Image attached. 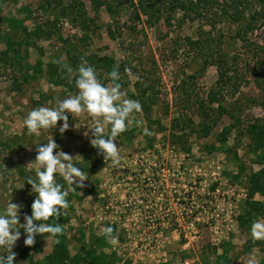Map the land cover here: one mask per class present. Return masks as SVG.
Instances as JSON below:
<instances>
[{
    "label": "rangeland",
    "instance_id": "rangeland-1",
    "mask_svg": "<svg viewBox=\"0 0 264 264\" xmlns=\"http://www.w3.org/2000/svg\"><path fill=\"white\" fill-rule=\"evenodd\" d=\"M79 1L83 2L86 17L96 28L85 29L72 15L61 14L68 2L74 5ZM140 1L119 0L120 5L114 4L115 0H107L113 10L111 12L106 6L94 11L89 0H63L60 4L57 0L3 2L0 7V51L6 49L3 36L9 35L15 42L28 39L35 27L40 28V33L37 37L30 35L33 46L22 44L15 64L9 68L0 65V211L10 200L22 205L18 212L19 223H23L24 215H29L25 207L28 201H33L35 194L31 192V186L23 184L18 168L35 173L36 166L30 163L35 161L36 144L46 143L52 136L62 152L77 156L75 166L87 174L83 187L76 190L75 182L69 186L61 175L54 174L62 190L71 196L66 209L68 220L63 225L70 255L78 253L82 244L86 247L91 245L93 237L102 233L104 224L113 222L117 226L118 240L115 243L108 241L103 250L107 253L113 250L121 258L150 264L164 251L168 257L166 264H182L184 260H190L191 264H212L216 253L228 248L231 264H264V249L254 247L247 253L243 251L246 236L238 229L235 220L228 225L217 223L216 228L213 224L195 225L193 239L194 233L184 228L185 225L170 228L166 230L168 238L159 251L153 249L155 238L147 239L159 225L140 223L144 216L155 215V210L141 208V192L135 188L140 171L154 166L149 163L168 169H190L196 185H203L206 181L210 192L219 188L218 196L211 200L224 204V213L231 211L229 205L234 207L235 214L240 213L248 176L261 168L242 129L247 122L262 117L259 103L264 99V88L256 87L251 69L254 63L251 50L235 35L245 25L246 14L234 21L216 6L200 10L199 15L179 11L170 13L162 7L160 13L148 16L142 12ZM134 9H138V20L133 17ZM3 18L20 21L26 33H12ZM85 35L88 38L83 40ZM207 37L212 39L211 47L204 42ZM186 38L203 40L211 49L210 59L220 57L225 63L222 68L229 77L217 99L234 115L218 118L207 135L202 134L201 115L195 100H205L208 91L216 89L218 72L215 65H209L198 74L207 50L191 48L185 43ZM245 39L264 45V26L257 25ZM81 51L110 56L117 65L124 67L121 91L127 98L138 100L141 87L148 85L151 88L147 93L155 99L149 115L142 111L131 114L125 131L115 137L120 156L116 164L90 144L94 120L87 112L72 116L66 113L69 128L63 133L59 132L60 121L55 128L41 129L39 134H28L23 124L24 117L32 108L54 107L57 99L66 98L62 88L50 83L45 74L46 66L56 63L69 65L70 57ZM38 63L42 73L35 74L33 78L35 72L32 67ZM191 75H196L192 85L187 79ZM181 80L189 85L186 86L189 101L178 90ZM76 92L75 88L71 94ZM235 116L239 118L238 124L234 122ZM177 117L183 122L179 128L172 124ZM103 127L107 136L110 124L104 123ZM145 127L151 131V136L143 133ZM226 127L230 128V133L220 142L218 134ZM179 135L187 150L175 143V137ZM161 157L164 159L160 162L164 165H158L156 161ZM254 199L264 204V194H256ZM229 216L235 219L233 214ZM257 221L264 222V213ZM144 226L147 232L138 239L133 234L139 233ZM185 232L188 239L183 236ZM23 240L21 232L12 247L16 254L23 247ZM54 241L50 236L44 239L41 251L33 254L36 263L40 264L50 253ZM14 259L22 264L17 255Z\"/></svg>",
    "mask_w": 264,
    "mask_h": 264
},
{
    "label": "trees",
    "instance_id": "trees-1",
    "mask_svg": "<svg viewBox=\"0 0 264 264\" xmlns=\"http://www.w3.org/2000/svg\"><path fill=\"white\" fill-rule=\"evenodd\" d=\"M5 0H0V7ZM116 3H120L119 0H115ZM142 0L140 1V7L144 14L148 16H154L155 14L160 13L162 7L168 9L171 12H182V14H187L193 12L196 15L200 14V10L204 8H210L216 6L220 8L222 14L230 15V17L236 21L242 18L245 14L246 23L243 28L235 33L236 37L242 40L245 43V46H248L252 52V58L254 63L252 66V73L255 75V84L258 88H264V45H258L251 43L246 40L245 37L249 32H253L257 25L264 26V0ZM48 2V0H46ZM63 0H57V3H61ZM91 7L94 11H98L102 6H106L108 11H113L111 5L107 3V0H89ZM131 4V1H129ZM70 4V5H69ZM121 5V3H120ZM68 9H71L70 11ZM138 9H134L133 17L138 20L139 15L137 12ZM1 11V8H0ZM61 14L67 16L68 14L73 16L74 20H79L83 25V28H96L93 21L86 17V12L84 9L83 2H75L72 5V2H68L61 10ZM8 29L18 34L19 32L26 33L24 27L20 26V21H16L11 18L2 19ZM40 33V28L35 27L33 32L30 35L37 37ZM28 35V39L24 41H12L9 35L3 36L5 39L6 49L0 51V65L5 67H10L15 64V61L20 57V48L22 44H25L26 47L33 46V39H29L31 36ZM87 39V35L84 36V39ZM212 39L207 37L204 42L211 44ZM185 43L191 48L203 49L206 48L207 52L202 59V67L198 74L202 73L203 70L209 65H215L218 72L217 81L215 84L216 89L208 91L205 100L197 99L195 100V106L199 108V113L201 115V131L203 135H207L213 125L216 123L217 119L223 115H229L233 117L234 114L229 113L228 109L222 105L221 102L217 99L218 96H221V93L225 89L229 77L226 75V72L223 70L224 61L217 57V59L212 60L211 47H207L203 40H191L189 38L185 39ZM252 47L253 49H251ZM82 58L87 60L88 64L93 66L96 71L98 79L102 83H108L109 78L107 73L112 70L114 66L118 68L120 72V83L121 87L123 86L125 69L122 66H119L115 63L114 59L110 56H101L95 53L90 52H76L70 57V64L65 65L62 63L49 64L46 66L45 74L49 77V81L54 86L60 87L63 89L64 97H67L69 94L73 93L75 90V75L76 68L81 63ZM35 72L32 77H35V74L42 73L40 64L38 63L36 67H32ZM196 78V75H191L187 77L188 81H191L189 84H193V80ZM185 80H181L178 85V90L185 96V100L189 101L188 91L186 89ZM189 86V85H188ZM151 87L146 85L142 86L141 97L138 101L141 104V111L145 115H149L151 107L155 104V99L152 95H149L148 89ZM213 105H216L215 107ZM213 106V107H212ZM259 106L262 109V117L256 118L250 122H247L242 129L246 134L248 139L251 142V151L256 154L258 158V164L260 169L256 172L250 173L248 176V186L246 188V197L243 200V205L241 207L240 213L235 217V221L239 230L243 231L246 239L243 243V251L249 252L251 248L258 247L264 249V238H259L252 235V224L256 222L264 213V204L260 201L254 199L256 194H264V99L260 101ZM214 116V119H212ZM234 122L237 124L240 122L239 118L235 116ZM233 122V123H234ZM183 123L182 120L177 117L173 120V125L179 128V125ZM173 128V126H172ZM162 130V128L160 127ZM230 133V128H224L219 134V141L223 142L226 136ZM175 143L180 145V148L185 149L183 138L181 135L176 136ZM242 167H240V171ZM18 175L21 178L24 185L30 187L26 183V178L31 176L35 179L34 172H25L23 168H18ZM71 196L67 194L66 199L69 201ZM32 202L28 201L26 207L31 213L30 205ZM64 214L58 216L56 223L64 225L68 220L66 209L63 210ZM49 217V222L51 221ZM111 225L113 228V234L117 235V226L115 223H105L103 227ZM23 233V229L20 230ZM24 234V233H23ZM50 236L48 233L35 236V242L31 246H25L17 252V260L22 261V264H38L33 259L34 253H39L41 251V245L46 237ZM55 241L52 245L51 251L49 254L43 257L40 264H133L131 260L127 258H121L118 254L110 250L108 253L103 250V248L108 244V240L105 238L103 232L93 237L91 245L85 246L81 245L78 253L70 255L66 235L63 227L62 233L58 234L55 237H52ZM83 239V236H82ZM226 246H228L226 244ZM225 247V246H224ZM229 249L223 248L221 253H216L214 257V262L212 264H231L232 258L229 255ZM14 264H18L16 259H14Z\"/></svg>",
    "mask_w": 264,
    "mask_h": 264
},
{
    "label": "clouds",
    "instance_id": "clouds-1",
    "mask_svg": "<svg viewBox=\"0 0 264 264\" xmlns=\"http://www.w3.org/2000/svg\"><path fill=\"white\" fill-rule=\"evenodd\" d=\"M75 71L77 92L64 99H57L54 107L32 108L24 117L23 124L28 134H39L41 129L55 128L57 121H60L59 132L63 133L69 128L66 113L72 116L87 112L94 120L90 144L102 153L103 157H108L116 164L120 156L114 143L115 137L125 131L130 115L141 111V104L138 100L127 98L121 91L120 72L116 66L107 73V84L98 79L93 66L83 58ZM104 123L110 124L107 136L104 135ZM143 133L152 135L146 127ZM36 145L35 161L30 163L36 166L35 179L31 176L26 178L31 192L35 194L30 205V215H24L23 223H19L18 212L22 205L11 203L10 200L0 211V250H3V254H0V264H14L16 253L12 251V247L21 236V228L25 246L33 245L36 235L48 233L51 238L62 233L63 225L56 223V219L69 207V201L66 199L68 193L56 182L54 174L61 175L69 186H73L75 182L74 190L83 187V182L87 179V174L75 166L77 156L62 152L52 136L46 143ZM49 217L52 218L50 222ZM251 230L253 236H264V222H253ZM102 232L108 241L117 242L118 237L113 234L111 225L103 227Z\"/></svg>",
    "mask_w": 264,
    "mask_h": 264
},
{
    "label": "built area",
    "instance_id": "built-area-1",
    "mask_svg": "<svg viewBox=\"0 0 264 264\" xmlns=\"http://www.w3.org/2000/svg\"><path fill=\"white\" fill-rule=\"evenodd\" d=\"M163 159V157L160 159L156 158V161L159 162L158 165H164L160 162ZM149 164L154 166L139 170L141 173L139 174L140 177L137 178L139 183L135 190L141 192L139 197L141 198L139 203L143 204L141 208L155 210V215L144 216L140 223H155L159 225V228H156L157 230L152 236H147L149 240L155 238L153 249L156 251H159L163 246L161 244H165L164 241L168 238L166 230L170 228L185 225L184 228L192 231L195 225L198 224H213L214 228H216L217 223H226L228 225L235 220L229 216V214H233L234 217L238 215V213H234L232 205H229V210L231 211L224 213L222 209L224 204L218 203L217 200H211L218 196V187L215 188L214 192H210V187H208L206 181H204L203 185L200 183L196 185L195 181L192 180L190 169H168L166 167H156L155 163ZM214 174L213 172L212 175ZM143 212L146 213V211ZM162 226L163 228H161ZM145 232H147V228L144 226L139 233L135 232L133 235L137 236L138 239H142V235ZM192 232L194 235L191 239L195 238V229ZM190 234L191 232L188 233V235ZM183 236L188 239L186 232ZM142 247L144 250L147 249L146 245ZM161 254L150 264H166L168 261L167 254L164 251ZM122 258L131 260L133 264H137V262L146 264L142 260L128 257ZM182 264H191V262L190 260H184Z\"/></svg>",
    "mask_w": 264,
    "mask_h": 264
}]
</instances>
